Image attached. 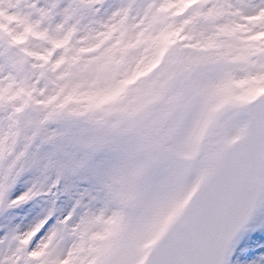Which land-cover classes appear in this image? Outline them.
<instances>
[{"label": "snow or ice", "instance_id": "snow-or-ice-1", "mask_svg": "<svg viewBox=\"0 0 264 264\" xmlns=\"http://www.w3.org/2000/svg\"><path fill=\"white\" fill-rule=\"evenodd\" d=\"M36 200L0 264H264V0H0V216Z\"/></svg>", "mask_w": 264, "mask_h": 264}, {"label": "rangeland", "instance_id": "rangeland-1", "mask_svg": "<svg viewBox=\"0 0 264 264\" xmlns=\"http://www.w3.org/2000/svg\"><path fill=\"white\" fill-rule=\"evenodd\" d=\"M17 187H22V186L17 185ZM13 192L15 193V189H13ZM15 194H19V193H15ZM46 206L47 205L45 204L44 201L36 200L30 202L29 204L10 210V215L0 216V225H6L9 223L12 224L22 223L23 225H26L29 221L34 219L35 213L40 212L41 209Z\"/></svg>", "mask_w": 264, "mask_h": 264}]
</instances>
